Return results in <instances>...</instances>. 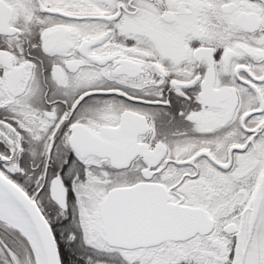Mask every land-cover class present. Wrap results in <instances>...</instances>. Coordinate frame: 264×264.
<instances>
[{"label":"snow or ice","instance_id":"snow-or-ice-1","mask_svg":"<svg viewBox=\"0 0 264 264\" xmlns=\"http://www.w3.org/2000/svg\"><path fill=\"white\" fill-rule=\"evenodd\" d=\"M0 264H264V0H0Z\"/></svg>","mask_w":264,"mask_h":264}]
</instances>
